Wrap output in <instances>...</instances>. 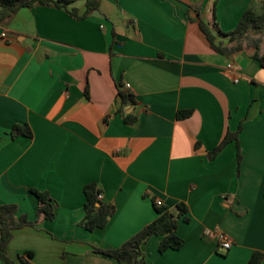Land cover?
I'll use <instances>...</instances> for the list:
<instances>
[{
	"label": "crops",
	"instance_id": "crops-1",
	"mask_svg": "<svg viewBox=\"0 0 264 264\" xmlns=\"http://www.w3.org/2000/svg\"><path fill=\"white\" fill-rule=\"evenodd\" d=\"M250 2L98 0L102 17L77 18L69 7L82 14L85 0H72L0 22V203L35 220V188L55 209L53 219L13 230L12 259L31 250L34 264H122L93 248L122 246L161 200L170 210L186 204L184 244L160 252L153 235L141 244L147 264H247L256 251L264 264V67L253 51L217 52L199 27L203 19L227 41L213 26L233 30ZM119 91L134 103L122 104ZM15 124L32 136L13 137ZM240 125L241 161L235 141L210 156ZM90 182L115 207L93 231L80 224ZM207 229L227 234L231 247Z\"/></svg>",
	"mask_w": 264,
	"mask_h": 264
},
{
	"label": "trees",
	"instance_id": "trees-1",
	"mask_svg": "<svg viewBox=\"0 0 264 264\" xmlns=\"http://www.w3.org/2000/svg\"><path fill=\"white\" fill-rule=\"evenodd\" d=\"M72 0H0V22H5L11 18L22 7H31L36 3L68 7ZM98 0H85V10L82 14H77L78 8L69 7L71 14L77 18L87 17L98 8ZM198 10V6L195 7ZM199 27L205 33L211 46L217 52L224 55H233L245 50L244 41L249 38L250 32H261L264 30V0H251L245 9L236 27L224 32L216 25L213 26L220 35L227 37V41H217V36L212 28L203 20H199ZM258 39L251 44L254 51L251 57L257 60L264 67V52H261ZM119 97L122 104L126 102L134 103V96L129 93L119 91ZM121 104V106H122ZM191 110H181L178 117H187ZM135 117H129L127 122L132 123ZM242 129V125L238 130L227 133L221 142L210 152V156H216L228 143L235 141L238 148V162L241 161L238 134ZM13 137L18 135L32 136V131L27 124H15L11 130ZM85 194V214L80 224L90 231L98 227L107 225L110 217L115 211L112 203L105 202L99 195L101 189L95 182L84 185ZM31 191L38 197L40 206L37 210V218L35 220L28 219L26 214L17 215L19 206L16 203H0V259L4 264H34L32 261L33 251L26 250L19 255L18 260L12 259L8 254V245L13 238V230L21 228L25 225L36 226L42 218L53 219L55 217L54 205L51 202L49 193L32 188ZM157 210V217L141 229L137 234L128 239L122 246L118 248H102L95 246L93 252L105 257L113 258L122 264H147L146 258L141 249V244L153 235L162 236L159 251L164 252L168 249H180L184 244V239L177 233V225L179 218L183 216L185 221L189 220L187 215L188 208L183 202L177 204L176 210H170L165 206H159L154 202ZM263 257L262 252H254L247 264H261Z\"/></svg>",
	"mask_w": 264,
	"mask_h": 264
},
{
	"label": "built area",
	"instance_id": "built-area-1",
	"mask_svg": "<svg viewBox=\"0 0 264 264\" xmlns=\"http://www.w3.org/2000/svg\"><path fill=\"white\" fill-rule=\"evenodd\" d=\"M2 35L5 36L6 34L3 33ZM227 70L229 72H232L235 82H238L240 80V77L237 75L234 65L231 61L227 64ZM125 86L126 88H129L130 84L126 83ZM99 197L102 198V194H100ZM156 204L161 206L163 202L161 200H157ZM205 233L208 235H216L218 237L220 246H222L224 249H229L232 245L231 238L222 231H215V230L207 229L205 230Z\"/></svg>",
	"mask_w": 264,
	"mask_h": 264
},
{
	"label": "rangeland",
	"instance_id": "rangeland-1",
	"mask_svg": "<svg viewBox=\"0 0 264 264\" xmlns=\"http://www.w3.org/2000/svg\"><path fill=\"white\" fill-rule=\"evenodd\" d=\"M255 39L260 40L259 41L260 49H261V52H264V30H262L261 32H250L249 33V38L244 41V44L246 46L244 51L246 52L254 51V47L251 43Z\"/></svg>",
	"mask_w": 264,
	"mask_h": 264
},
{
	"label": "water",
	"instance_id": "water-1",
	"mask_svg": "<svg viewBox=\"0 0 264 264\" xmlns=\"http://www.w3.org/2000/svg\"><path fill=\"white\" fill-rule=\"evenodd\" d=\"M93 14L96 16H101V17L103 16V15L99 14L98 10H96ZM120 101H121V99H120Z\"/></svg>",
	"mask_w": 264,
	"mask_h": 264
}]
</instances>
